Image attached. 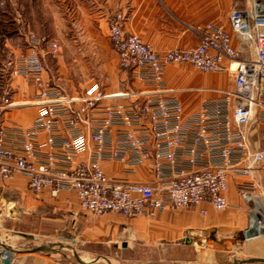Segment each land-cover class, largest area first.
<instances>
[{
  "label": "built area",
  "instance_id": "1",
  "mask_svg": "<svg viewBox=\"0 0 264 264\" xmlns=\"http://www.w3.org/2000/svg\"><path fill=\"white\" fill-rule=\"evenodd\" d=\"M228 15V29L193 26L194 48L163 53L125 33L121 14L110 17L117 68L137 86L118 93L94 85L72 95L45 82V58L57 60L59 45L28 35L27 53L8 65L11 77L35 90L28 105L36 116L19 130L22 141L15 149L1 121L20 106L7 85L0 100V178L20 176L34 195L74 193L80 209L94 216L135 219L202 203L223 211L233 176L241 180L237 194L247 205L246 231L264 233V190L256 181L264 163V0H246ZM180 63L225 75L230 88L215 90L185 114L165 83L166 68ZM111 162L122 166V178L104 173L102 164ZM141 166H148L151 182L131 179ZM13 256L0 245V264H10Z\"/></svg>",
  "mask_w": 264,
  "mask_h": 264
},
{
  "label": "crops",
  "instance_id": "2",
  "mask_svg": "<svg viewBox=\"0 0 264 264\" xmlns=\"http://www.w3.org/2000/svg\"><path fill=\"white\" fill-rule=\"evenodd\" d=\"M37 1L41 6L53 4L54 10L49 6L51 13L48 15L25 16L26 33L39 39L51 38L58 43L60 49V57L57 60L45 58L48 72L43 73V79L45 82L61 86L73 95L83 88L98 85L95 79L100 70V61L104 60L102 55L104 49L110 52L113 68L117 66L107 33L110 17L121 14L124 18L122 28L125 33L137 35L143 43L163 53L176 48H194L198 43V34L191 30L193 26L212 23L228 29L230 10L242 6L243 1L246 0ZM31 2L32 0H24L25 4ZM64 5L69 10L65 11ZM72 49L77 51L75 55L71 53ZM71 65L79 66L82 83H79L78 91L72 88L69 82L68 77L71 73L64 74L65 66ZM170 66L166 68L165 78H168ZM56 71L60 72L59 77ZM183 75L182 72L176 73L178 79H182V82L188 83L191 87L201 85L196 89V94L200 96L194 100L195 96L191 95L195 107L190 109L184 108L182 103L184 94L180 95L176 91L185 114L195 112L201 101L213 96L215 90H224L225 88L217 87L220 79L227 82L225 75L207 78L189 72L188 75L193 76L191 80L185 79L186 74ZM118 76L122 87H108L103 91L118 93L128 89L126 82L128 77L124 73ZM14 79H16L14 81L16 88H22L24 91L21 95L14 92L13 102L16 99L19 103L24 100L31 101L36 94L35 90L28 86L24 79ZM65 82L70 83L67 84L68 91L62 86ZM19 103L17 105H20ZM22 104L26 103L22 102ZM27 106L30 105H26V108L16 107L1 117L7 131L8 143L15 149L20 147L22 141L19 130L29 126L36 116V109ZM102 168L109 177H123L122 166L118 163H103ZM130 177L136 182L152 181L148 166L136 169L135 174ZM13 178L17 181L16 185L21 183L27 190V180L20 176L11 179ZM10 180L0 178V182H3L0 184V195L3 194L5 184L7 185ZM239 181L241 180L233 176L229 178L225 196L230 205L223 211H217L210 204L202 203L197 207L165 210L153 218L141 216L125 219L110 214L94 216L80 209L76 195L71 192H59L56 197H52L48 191H42L39 195L32 196L39 203L50 204L53 212H57L52 222L60 228H65L67 235L61 241L71 242L72 247L69 248L71 256L75 257L76 252L79 260L76 264L91 262L98 264V260L93 259L94 255L98 254V251L102 254L106 253L99 245L109 247L115 240L123 237L133 239L136 247L131 248L136 252L152 254L147 261L131 264H264V233L253 235L246 231L247 205L237 194L236 184ZM256 181L264 190V163L256 174ZM77 243L83 248L87 247L84 252L78 248L80 246ZM4 247L14 253L10 264H73L72 257L69 258L68 255L69 263L61 260L57 254L55 256L40 251L24 253L14 246ZM128 248L129 245L126 249Z\"/></svg>",
  "mask_w": 264,
  "mask_h": 264
},
{
  "label": "rangeland",
  "instance_id": "3",
  "mask_svg": "<svg viewBox=\"0 0 264 264\" xmlns=\"http://www.w3.org/2000/svg\"><path fill=\"white\" fill-rule=\"evenodd\" d=\"M49 6L54 10L53 4L41 6L37 0H32L30 4H25L24 0H0V100L3 97V90L7 85L11 87L12 96L14 92L15 94L18 93L21 95L22 91H24L22 88H16L14 84L16 79L10 76L8 62L10 59L21 57V55H24L28 51L27 39L29 36L26 33L27 21H25V16L48 15L51 13V8ZM67 10L69 9L65 6V11ZM71 53L75 55L77 51L72 49ZM103 53L104 60L100 61V70L95 79L96 83L102 91L108 89V87H122L121 80L118 76L121 72H118L117 66L113 68L110 62V52L104 49ZM64 71L65 75L66 72H68L67 74L71 73V76L68 77L69 82H71L72 88L78 91L80 88H78V85L82 83V78L79 77V66H65ZM181 72L184 75L186 74L185 79L187 80L193 78V76L188 75L189 72L207 78L219 76L218 74L201 73L186 64H171L168 78H165V83L168 88L173 89L175 92L177 91L180 95L184 94V96H182L184 97L182 98V103L184 104V108L189 109L195 107L194 103L191 101V95L192 97L195 96L194 100L200 96V94H196V89H199L197 87L201 85L197 84L195 87H191L188 83L182 82V79L176 77V73ZM56 75L59 77L60 72L56 71ZM69 82H65V85L62 83V86H65L64 88L67 91V84H70ZM126 82L131 90L137 89V86L131 83L129 79H127ZM217 83V87L222 89L230 88L228 78L226 83L224 79H220ZM15 102L19 103L17 99ZM22 102H26V100ZM22 102H20V106L17 107L26 108V105H21ZM15 182L17 181L14 180V178L11 179L10 182L8 181L7 185L5 184L3 194L0 195V244L11 247L14 246L15 249L24 253L40 251L55 256L57 254L61 260L69 263L70 259L67 258V255L69 258L72 257V253L69 250L72 244L71 242L61 241V239H64L67 235L65 228H60L52 222L57 212H53V208L50 204H46L45 202L39 203V201L32 196L33 194L26 190L21 183L19 185L17 183L16 185ZM2 183L3 182H0V184ZM110 215L116 218L119 217L118 215L116 216V214L113 215V213ZM77 244L80 246L78 248H80L82 252L87 248H85V246L83 248L80 243ZM77 244L75 246H77ZM128 245L129 248L126 249ZM99 247L105 250L106 255L99 253L100 251H98V254L94 255L93 259L98 260V264H131L137 261H147L152 255L151 253L136 252L131 248L136 247L133 239H126L125 237L115 240L109 247L104 245H99ZM74 256L71 262L76 264V261L79 262L76 252ZM89 264H94V262Z\"/></svg>",
  "mask_w": 264,
  "mask_h": 264
},
{
  "label": "bare ground",
  "instance_id": "4",
  "mask_svg": "<svg viewBox=\"0 0 264 264\" xmlns=\"http://www.w3.org/2000/svg\"><path fill=\"white\" fill-rule=\"evenodd\" d=\"M26 104H24V105H28L29 104V102H25Z\"/></svg>",
  "mask_w": 264,
  "mask_h": 264
}]
</instances>
